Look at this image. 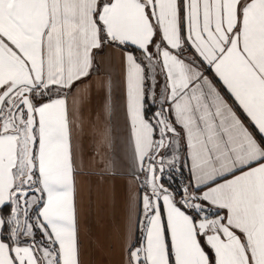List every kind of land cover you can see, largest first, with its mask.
<instances>
[{
	"label": "snow or ice",
	"instance_id": "6c2138e0",
	"mask_svg": "<svg viewBox=\"0 0 264 264\" xmlns=\"http://www.w3.org/2000/svg\"><path fill=\"white\" fill-rule=\"evenodd\" d=\"M109 48L141 189L124 264H264V0H0V264H82L77 122L94 88L111 111Z\"/></svg>",
	"mask_w": 264,
	"mask_h": 264
},
{
	"label": "crops",
	"instance_id": "0c3cea01",
	"mask_svg": "<svg viewBox=\"0 0 264 264\" xmlns=\"http://www.w3.org/2000/svg\"><path fill=\"white\" fill-rule=\"evenodd\" d=\"M98 59L92 81L111 74V111L104 110V91L94 88L80 114L82 131L77 122L76 135L82 145V162L76 176L81 260L82 264H124L126 242L136 238L138 222L142 220L136 203L141 189L131 175L134 161L125 121L122 52L109 48ZM158 79L162 89L163 74ZM101 158H114L117 171L123 174L101 178Z\"/></svg>",
	"mask_w": 264,
	"mask_h": 264
},
{
	"label": "built area",
	"instance_id": "2783aa9c",
	"mask_svg": "<svg viewBox=\"0 0 264 264\" xmlns=\"http://www.w3.org/2000/svg\"><path fill=\"white\" fill-rule=\"evenodd\" d=\"M172 175L174 176V182H175V184L176 185H179L181 183V178L178 175H176V174H172ZM186 177H187V172H186V169H185V178ZM163 182L165 183L166 186H170L168 184L167 179L163 180Z\"/></svg>",
	"mask_w": 264,
	"mask_h": 264
},
{
	"label": "water",
	"instance_id": "95a60500",
	"mask_svg": "<svg viewBox=\"0 0 264 264\" xmlns=\"http://www.w3.org/2000/svg\"><path fill=\"white\" fill-rule=\"evenodd\" d=\"M163 182V181H162Z\"/></svg>",
	"mask_w": 264,
	"mask_h": 264
}]
</instances>
